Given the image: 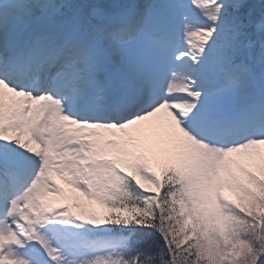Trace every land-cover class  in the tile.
Instances as JSON below:
<instances>
[{
  "label": "snow or ice",
  "instance_id": "6c2138e0",
  "mask_svg": "<svg viewBox=\"0 0 264 264\" xmlns=\"http://www.w3.org/2000/svg\"><path fill=\"white\" fill-rule=\"evenodd\" d=\"M0 264H264V0H0Z\"/></svg>",
  "mask_w": 264,
  "mask_h": 264
},
{
  "label": "bare ground",
  "instance_id": "6f19581e",
  "mask_svg": "<svg viewBox=\"0 0 264 264\" xmlns=\"http://www.w3.org/2000/svg\"><path fill=\"white\" fill-rule=\"evenodd\" d=\"M80 203L84 204V205H88V201L84 199V197H80Z\"/></svg>",
  "mask_w": 264,
  "mask_h": 264
},
{
  "label": "rangeland",
  "instance_id": "374dc122",
  "mask_svg": "<svg viewBox=\"0 0 264 264\" xmlns=\"http://www.w3.org/2000/svg\"><path fill=\"white\" fill-rule=\"evenodd\" d=\"M62 186H64V185H62ZM78 195V194H77ZM85 200H86V198H84ZM94 208H96V210H98L99 211V209H98V206H93ZM86 210H91V209H87L86 208ZM77 211H79L78 209H77Z\"/></svg>",
  "mask_w": 264,
  "mask_h": 264
}]
</instances>
